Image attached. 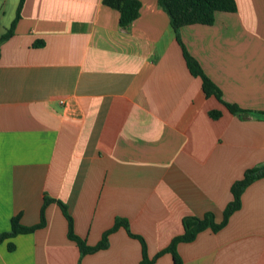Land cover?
Listing matches in <instances>:
<instances>
[{
    "label": "crops",
    "instance_id": "obj_1",
    "mask_svg": "<svg viewBox=\"0 0 264 264\" xmlns=\"http://www.w3.org/2000/svg\"><path fill=\"white\" fill-rule=\"evenodd\" d=\"M18 1L0 0V36ZM234 1L211 24L175 32L157 0H140L124 28L103 0H24L0 42V232L14 216L39 222L48 196L66 204L87 245L122 218L151 264H175L162 250L184 216L220 222L232 183L264 165V0ZM177 38L221 99L248 112L202 91ZM44 216L0 241V264H140L141 242L125 228L82 254L56 202ZM176 251L181 264H264V177L221 229Z\"/></svg>",
    "mask_w": 264,
    "mask_h": 264
},
{
    "label": "trees",
    "instance_id": "obj_2",
    "mask_svg": "<svg viewBox=\"0 0 264 264\" xmlns=\"http://www.w3.org/2000/svg\"><path fill=\"white\" fill-rule=\"evenodd\" d=\"M23 2L24 0L18 1L15 17L6 31L0 36V42L7 39L13 33L15 24L20 17V9ZM103 3L118 11V22L119 25L123 28L127 27L139 15L141 8L140 0H103ZM157 3L167 13L170 25L175 32L178 30V28L184 25L211 24L214 20V14L216 11L232 12L236 9L234 0H157ZM177 41L181 45L182 54L190 73L194 76H198L201 79L202 91L206 95H213L232 113L248 112L247 110L241 109L235 104L223 101L221 99V94L218 87L204 74L200 65L187 52L178 38ZM210 115L212 117H217L220 115V111L212 110L210 111ZM260 177H264V165L246 169L243 173V176L232 183L230 187L232 199L226 204L225 208L223 209L222 219L220 222L214 221V215L212 212H206L201 217L192 215L184 216L182 218V234L173 237L168 246L164 248L162 252H169L172 255L174 263L181 264L180 257L176 251L177 243L190 242L200 231L207 228L211 229L213 232L221 229L226 224L231 213L240 207V196L244 188L252 181ZM52 201L56 202L62 210V213L67 220V236L69 239L73 240L76 243L80 253L84 254L105 248L107 246L108 235L118 227H123L131 236L138 238L141 242L142 259L140 261V264H151L153 262L154 258L148 259L146 256L144 240L129 231L128 224L125 219L116 218L113 225L102 234L100 241L97 244L90 246L87 245L83 239H81L74 233L73 220L68 212L66 204L61 200L54 199L48 196H45L43 199V203L40 209L39 222L30 226H24L19 223L18 216H14L11 218L10 231L0 232V241L7 237L14 236L18 233L32 232L35 229L43 227L45 225V206ZM8 247L11 249L12 245L9 244ZM162 252H159L157 255L161 254Z\"/></svg>",
    "mask_w": 264,
    "mask_h": 264
},
{
    "label": "rangeland",
    "instance_id": "obj_3",
    "mask_svg": "<svg viewBox=\"0 0 264 264\" xmlns=\"http://www.w3.org/2000/svg\"><path fill=\"white\" fill-rule=\"evenodd\" d=\"M8 2H10V0H8ZM8 2H7V3H8ZM4 7H5V9H4V10H5V11H6V13H7V12L9 11V7H8V5H7V4H6Z\"/></svg>",
    "mask_w": 264,
    "mask_h": 264
}]
</instances>
